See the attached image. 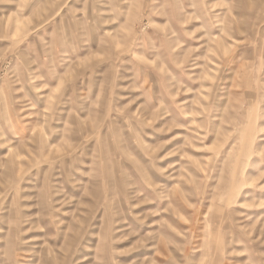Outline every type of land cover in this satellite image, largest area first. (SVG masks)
Masks as SVG:
<instances>
[{
  "label": "rangeland",
  "instance_id": "rangeland-1",
  "mask_svg": "<svg viewBox=\"0 0 264 264\" xmlns=\"http://www.w3.org/2000/svg\"><path fill=\"white\" fill-rule=\"evenodd\" d=\"M0 264H264V0H0Z\"/></svg>",
  "mask_w": 264,
  "mask_h": 264
}]
</instances>
